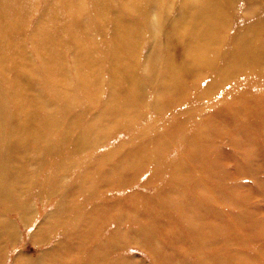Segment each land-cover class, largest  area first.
<instances>
[{
    "label": "rangeland",
    "instance_id": "obj_1",
    "mask_svg": "<svg viewBox=\"0 0 264 264\" xmlns=\"http://www.w3.org/2000/svg\"><path fill=\"white\" fill-rule=\"evenodd\" d=\"M54 1L65 0H0V178L17 176L25 199L23 210L0 199V264H264V59L253 66L264 43V0H227L230 9L212 35L214 64L187 69L168 97H159V73L171 50L188 46L190 26L178 33L173 25L186 0H149L142 14L128 12V0H105L107 25L92 13L79 15L78 32L96 56L115 41L112 9L140 37L134 57L141 97L121 110L122 124L105 130L109 108H102L105 87L93 82L96 67H78L88 99L66 106L80 75L73 45L58 54L56 29L66 21L46 17ZM66 1L64 18L77 3ZM42 29L50 48L40 43ZM109 67L100 66V74L117 78ZM223 112L229 119L208 123ZM98 114L99 125L82 139V125ZM73 115L86 119L70 121ZM9 149L23 152V167L7 165ZM77 174L82 190L72 183ZM90 185L97 194L86 198ZM203 198L212 199L217 230L187 225L208 212L195 204ZM95 201L99 231L80 236L73 212H88Z\"/></svg>",
    "mask_w": 264,
    "mask_h": 264
},
{
    "label": "bare ground",
    "instance_id": "obj_2",
    "mask_svg": "<svg viewBox=\"0 0 264 264\" xmlns=\"http://www.w3.org/2000/svg\"><path fill=\"white\" fill-rule=\"evenodd\" d=\"M90 1L91 3L89 6L85 1L77 0V3L73 6L72 12L68 13L66 18L62 16L61 12L68 11L67 1H54L45 10V15L47 18L57 17L66 21L64 25L56 29V35L59 39V42L61 43V47L56 45V48L58 47V54L61 55V49L63 47L67 45H73L71 50L73 52V57L77 62V73L80 75L74 89L73 97L66 102V106H76L78 102H80L82 105L84 103L83 100L88 99L85 91L89 90L90 85H86L84 82H82L84 79L83 75H85V73L82 72L78 67L83 65L86 70H90L91 72L92 69L96 67L97 71H99V77L95 75L94 72H96V70H94L92 73L93 82H97L99 79V83H101L100 89L105 87V98L103 99L104 103L102 108H109V112L102 120V122L105 121L102 130H105L109 128L110 124H122L124 113L121 110L126 108L132 100H135L137 97H141V95H137L138 76L136 74V57H134L139 49L138 45L140 37H133L131 26L120 17L121 14H119L115 9H112L111 12L113 13L114 19L112 26V37L115 41L108 48L99 50V56H96L95 51H92L84 46L85 40L78 32V26H81L83 23L80 19L81 16H78L92 13L93 17L99 21V24L107 25L109 20L107 17L108 5L105 0ZM153 1L157 3L159 0ZM147 2H149V0H128V2H125V4H127L128 12L142 14L143 8ZM230 5L227 0H196L191 4V6L187 3V0L183 2V8L181 9L180 13L176 15L173 25L175 32L178 33H182L186 26H190L191 31L186 35V37H188V46L183 53L172 50L169 52V60L166 66L162 68L163 71L159 73V79H161L159 81L160 85L158 86L160 90L159 97H168L175 93L176 89L178 88L177 84L183 79L187 69L192 70L199 64H206L208 66L214 64L215 57L213 58L212 56L214 53L212 44V42H214V37L212 38V35L218 30V25L223 22L224 16L230 9ZM3 7L5 14H8L9 9L5 5H3ZM3 23L4 22L0 20V31L3 30L1 26ZM59 23L61 22L59 21ZM86 26L92 30L93 24L92 22H89ZM39 34H41V37H39L40 43L43 44L45 30L42 29L39 31ZM252 39L255 40L256 37L252 36ZM43 48L50 47L43 44ZM247 49L248 46L246 45L244 50ZM257 54L258 59L253 65L256 67L259 65V61L264 59V43L258 48ZM104 63L110 64V71L117 70L115 71L117 72V78H114L112 75H110L108 80L104 79L103 75L100 74V66H102ZM231 64H234V62H231ZM245 65L252 66L249 64L248 60H246ZM224 69L225 67L221 69V72H223ZM126 70L130 71L128 77V72ZM154 72H149V74L155 75ZM119 78L123 79V83L119 84ZM116 97L121 98L118 100ZM217 114L210 116L208 123L211 126H216V123H223L229 119V114L227 113L223 112L221 115L216 116ZM75 117L86 119V116L73 115L69 120L72 121ZM53 124H57V120H54ZM92 124L95 126L99 125V114L89 118L87 123L82 125L79 133L82 139L83 135L91 131ZM204 127H207L208 129L210 128L208 125H205ZM55 129L56 128L52 130L53 134L55 133ZM177 130L182 132L181 128H178ZM172 131L175 132L174 129ZM200 131L205 132L206 130L200 129ZM66 133L67 132L64 131L63 135H66ZM200 136L201 134H196L193 136V139H196ZM49 138L50 134L45 137V139ZM79 138L80 137H77V139ZM13 152H17L19 154V159H13ZM22 153L23 152L18 149H9V153L7 154V165L16 166L19 164L22 166ZM34 181L35 180L32 179L27 180V186L25 189H30ZM84 182L85 180H80L79 174L74 175L72 179L73 185H76L78 190H82L84 188ZM27 190H24L26 191L25 197L28 194ZM85 191L87 192L83 193L86 198H92L97 194L96 190L94 189V185H90V187L85 189ZM21 192L22 190L18 187L17 176L10 175L8 180L0 178V199L3 205L8 206L10 203L19 210H23L25 206V199L20 197ZM195 204L199 206L200 210L208 211L211 213V215L208 212H203L199 217L202 222L196 220L194 224H192V222H188L187 225H200L204 222V225L207 228L213 231L217 230L219 225L216 224L217 222H215V218L213 216L215 210L212 205V199L203 198L201 201L196 200ZM80 205L81 203L76 201V206ZM87 211L88 212H73L72 225L75 232L80 236L89 234L92 230L99 231V201H95L92 205V209ZM228 258H230L228 255L222 256L220 261ZM211 262L215 263L214 259L211 260ZM236 263L240 264V262L237 260Z\"/></svg>",
    "mask_w": 264,
    "mask_h": 264
}]
</instances>
